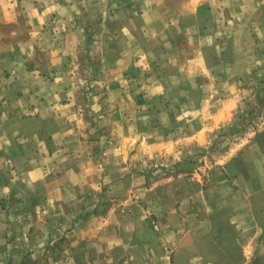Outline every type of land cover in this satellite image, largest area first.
<instances>
[{"label":"crops","instance_id":"1","mask_svg":"<svg viewBox=\"0 0 264 264\" xmlns=\"http://www.w3.org/2000/svg\"><path fill=\"white\" fill-rule=\"evenodd\" d=\"M237 80L264 87V0H0V264H153L222 228L209 264H264V121L213 165L215 210L188 229L100 211L147 187L126 145L139 111L207 135Z\"/></svg>","mask_w":264,"mask_h":264},{"label":"rangeland","instance_id":"2","mask_svg":"<svg viewBox=\"0 0 264 264\" xmlns=\"http://www.w3.org/2000/svg\"><path fill=\"white\" fill-rule=\"evenodd\" d=\"M235 84L238 88L232 96L240 101L238 108L231 111L225 123L210 130L207 135H198L199 128L194 122L186 128L180 126V129H175L173 120L164 117L156 108L146 114V111H139L137 124L132 123L131 126L135 135L131 140L127 137L126 145L131 147L132 165L137 163L138 169L142 168L141 176L145 177L147 187L131 196H114L113 201H104L100 210L104 211L103 215L107 216L108 210L116 204L118 218L128 219L130 215H135V219L140 220L135 226L138 233L146 231L158 235L164 227L161 225L167 226L172 219L176 223L177 218H185L188 229L193 223H188V220L195 211L204 217L211 213L210 210H215L207 194L211 168L226 154L233 139L235 142L246 137L264 121V87L258 91L255 85H251L250 91L246 87L244 91L243 81L237 80ZM223 98L214 97L212 102H222ZM204 112L208 114L210 111ZM171 114L174 116L177 111H171ZM181 130H186L184 137ZM130 200L134 201V206ZM124 224L128 226V220L122 224L123 227ZM221 224L224 227L225 222ZM182 229L181 226L179 230ZM224 232L222 228L221 237H218L215 230L207 229L198 238H188L184 246L170 243L160 255L161 248H158L160 252L155 250L154 255L159 257L153 264H209L212 258L223 262L225 254L213 252L218 241L224 240ZM157 237L153 239L154 245L161 247ZM137 245H140L139 241Z\"/></svg>","mask_w":264,"mask_h":264}]
</instances>
